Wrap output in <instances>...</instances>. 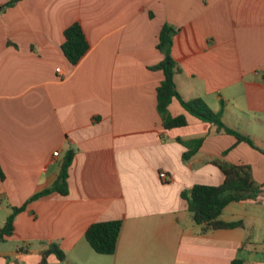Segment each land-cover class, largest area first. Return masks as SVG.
Returning a JSON list of instances; mask_svg holds the SVG:
<instances>
[{"label":"crops","instance_id":"obj_1","mask_svg":"<svg viewBox=\"0 0 264 264\" xmlns=\"http://www.w3.org/2000/svg\"><path fill=\"white\" fill-rule=\"evenodd\" d=\"M0 0V227L32 194L58 178L66 152L67 193L30 202L14 220L22 249L0 242V264L56 242L70 264H264V191L228 203L220 218L242 227L206 232L181 192L218 185L209 161L249 164L264 183V152L188 113L173 98L165 129L156 110L163 78L157 49L163 24L176 29L171 55L184 100L201 98L222 121L264 150V0ZM78 22L89 49L75 65L64 56L63 30ZM58 69V70H57ZM203 137L187 160L177 138ZM57 152L54 155V152ZM225 154H223V152ZM165 172L161 178L159 173ZM264 189V186H263ZM120 220L113 254L84 237L93 222ZM255 245L239 251L244 239ZM32 240L33 243H30ZM32 245H36L32 247ZM32 247V248H31ZM49 264L60 262L54 254ZM64 261V260H63Z\"/></svg>","mask_w":264,"mask_h":264},{"label":"trees","instance_id":"obj_2","mask_svg":"<svg viewBox=\"0 0 264 264\" xmlns=\"http://www.w3.org/2000/svg\"><path fill=\"white\" fill-rule=\"evenodd\" d=\"M18 0H10L5 6H11ZM176 29L168 24H163L158 35L157 49L162 54L158 64L152 69H159L163 73V78L156 88V110L165 129L180 127L187 124L183 114L172 116L168 111V105L173 98L177 99L180 105L191 115L201 121L208 122L215 126L216 132L231 134L237 142H246L251 147L264 152L259 148L250 136L241 133L239 130L228 127L222 121L221 112L223 103L219 111L212 110L201 98L184 100L176 90L174 75L179 71L177 62L171 55L172 37ZM64 40L61 49L67 60L75 65L85 55L89 49V43L78 22H73L63 30ZM203 137L182 140L186 151L183 152V160L189 159L201 146ZM226 151L223 152L225 154ZM73 151L66 152L65 160L61 166L58 178L51 186L38 191L28 197L21 205L10 207L11 212L6 217L4 224L0 227V242L14 232V220L16 215L24 211L27 205L52 192L60 194L67 193L66 178L67 168L72 158ZM210 163L216 165L222 172L224 178L218 185L193 184L188 190L181 192L182 198L186 201V210L192 221L201 227L202 232L214 229H227L242 227L241 220L225 221L220 218L223 208L232 201L244 199H255L264 191V183L257 182L252 174L249 164H234L226 161L223 157H214ZM0 177L2 173L0 170ZM120 220L96 221L91 223L85 230L84 237L91 248L99 254H113L116 250L117 240L121 229ZM264 245V242L262 243ZM255 245L249 238L244 239L239 247V251L246 250ZM54 254L60 261L65 260V253L56 242H51L40 252V260L37 264H49L47 257ZM241 257H235L230 264H243Z\"/></svg>","mask_w":264,"mask_h":264},{"label":"rangeland","instance_id":"obj_3","mask_svg":"<svg viewBox=\"0 0 264 264\" xmlns=\"http://www.w3.org/2000/svg\"><path fill=\"white\" fill-rule=\"evenodd\" d=\"M30 243H33L32 240H29ZM23 241L21 239L13 238L11 240L5 241V244H3V247H5L8 250L12 249H22L23 247ZM36 245H32V247H35ZM31 247V248H32ZM10 264H30V257L27 258H20V257H12L11 255L8 257ZM51 264H70V255L68 258L64 261H58L56 263H51Z\"/></svg>","mask_w":264,"mask_h":264},{"label":"built area","instance_id":"obj_4","mask_svg":"<svg viewBox=\"0 0 264 264\" xmlns=\"http://www.w3.org/2000/svg\"><path fill=\"white\" fill-rule=\"evenodd\" d=\"M53 154L56 155L57 152L55 151ZM159 175H160L161 178H165L166 177V173L165 172H160Z\"/></svg>","mask_w":264,"mask_h":264}]
</instances>
